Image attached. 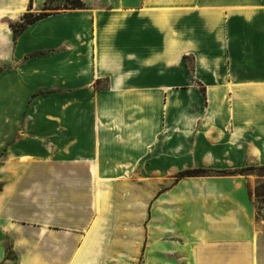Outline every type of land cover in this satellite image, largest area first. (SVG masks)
I'll list each match as a JSON object with an SVG mask.
<instances>
[{"label": "crops", "instance_id": "0c3cea01", "mask_svg": "<svg viewBox=\"0 0 264 264\" xmlns=\"http://www.w3.org/2000/svg\"><path fill=\"white\" fill-rule=\"evenodd\" d=\"M45 1L0 0V264H264L248 176L177 180L264 166V0H81L15 36Z\"/></svg>", "mask_w": 264, "mask_h": 264}, {"label": "trees", "instance_id": "16d2710c", "mask_svg": "<svg viewBox=\"0 0 264 264\" xmlns=\"http://www.w3.org/2000/svg\"><path fill=\"white\" fill-rule=\"evenodd\" d=\"M68 1V8L69 9H83L85 8V4L81 0H67ZM48 14L47 13H40L37 15H34L32 13L25 14L22 21L18 23H13L11 26L13 28L15 36H17L19 33L24 31L30 24H33L34 22L41 20L45 18ZM187 61L188 58H186ZM191 69H193V66L191 65ZM201 93L203 94L204 97H206V90L205 88L200 89ZM258 171H263L264 172V166H246L241 169H235V170H223V171H214V170H209V169H204V168H196V169H189L182 171L178 174L177 180L186 178V177H203V176H230V175H247V174H254L257 173ZM259 177H264L261 173L256 174ZM264 189L263 186L257 188L254 192L249 189V193L251 197L261 199L262 202L259 204V208L263 209L264 208Z\"/></svg>", "mask_w": 264, "mask_h": 264}, {"label": "rangeland", "instance_id": "374dc122", "mask_svg": "<svg viewBox=\"0 0 264 264\" xmlns=\"http://www.w3.org/2000/svg\"><path fill=\"white\" fill-rule=\"evenodd\" d=\"M68 1L67 0H46L45 1V5L43 6V11L40 12V13H46L48 12L49 10L50 11H56V10H61V9H69L68 8ZM34 14V15H37L38 13H34L32 11H29L27 12L26 14ZM39 13V14H40ZM24 17V16H23ZM22 17V19H23ZM22 21V20H21ZM20 21V22H21ZM1 154H0V166H1ZM258 173H261L262 175H264V172L263 171H258L257 173H250V174H247L246 176H248L250 179V181L247 183L249 189H251L252 192H254L257 188L263 186L264 187V177H259L257 176L256 174ZM5 182V177H3L2 175H0V189L3 185V183ZM264 190V189H262ZM254 199V203H255V206H256V210H257V213L258 215L260 216L261 215V209L259 208V204L260 202H262L261 199H257V198H253ZM9 248L10 246L8 245V248H7V251H9ZM8 255L9 257L11 256V253L8 252Z\"/></svg>", "mask_w": 264, "mask_h": 264}]
</instances>
